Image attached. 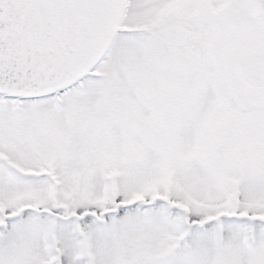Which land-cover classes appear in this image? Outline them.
Instances as JSON below:
<instances>
[{
    "label": "snow or ice",
    "instance_id": "obj_1",
    "mask_svg": "<svg viewBox=\"0 0 264 264\" xmlns=\"http://www.w3.org/2000/svg\"><path fill=\"white\" fill-rule=\"evenodd\" d=\"M0 264H264V0H0Z\"/></svg>",
    "mask_w": 264,
    "mask_h": 264
}]
</instances>
